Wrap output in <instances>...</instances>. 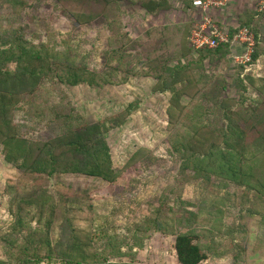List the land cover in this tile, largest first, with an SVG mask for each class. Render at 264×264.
Masks as SVG:
<instances>
[{"label":"rangeland","instance_id":"374dc122","mask_svg":"<svg viewBox=\"0 0 264 264\" xmlns=\"http://www.w3.org/2000/svg\"><path fill=\"white\" fill-rule=\"evenodd\" d=\"M171 1L177 5L178 0ZM245 2L237 5L242 14L255 11L258 0ZM169 3L174 10V5ZM119 7V12L113 6L109 8L108 22L99 17L79 26L64 15L55 0H26L24 9L10 18L15 26L23 27L27 39L52 49L58 62L83 65L96 74V83L77 86L60 84L55 76H47L34 93L22 94L14 112L20 135L31 141H47L72 127L112 117L122 121L121 126L109 129L106 134L113 166L120 170L115 183L82 175H61L49 181L51 191L86 196L84 206H91L93 211L89 225L79 228L80 233L93 240L91 252L108 256L109 261L178 264L175 234L187 230L178 231L170 225V219L174 218L183 224L194 222L195 229L204 228L198 233V242L208 259L201 264H264V193L258 195L246 187L239 188L231 180L214 174L209 177L206 170L198 177L191 165L184 168V153L179 145L189 135L190 98L180 101L188 105L187 113L174 122L167 113L171 93L153 91L160 68L156 62H162L164 67L165 61H170L169 66L178 63L182 58L181 34L188 36V30L200 22L203 13L194 7H183L184 12L177 7L174 12H160L150 19L137 3L124 1ZM0 13H6V9L0 8ZM229 15L212 11L210 16L228 29L238 22L236 14ZM246 15L245 18L249 16ZM260 26L264 34V23ZM198 54L194 52L193 57L197 58ZM181 62L184 63L183 59ZM59 65L64 66L61 62ZM251 70L255 86L247 84V90L243 91L238 86V76L245 74L242 66L234 65L232 59L219 65L206 61L204 73L209 78L204 86L203 103L211 108L219 95L220 100L234 99L235 109L241 104L243 108H257L264 123V57ZM105 76L112 82L104 83ZM201 96L200 93L196 101ZM236 117L247 120L243 115ZM250 121L254 122L255 117ZM1 150L0 146V228H4L10 220L6 188L8 182L18 180L20 173L4 162ZM137 153H144L146 159L141 158L142 154L135 156ZM196 215L197 223L193 220ZM240 223L245 232L234 233L233 244L241 246L244 253L237 262L233 244L227 247L221 243L216 229L224 226V230H232ZM208 230H216L214 237L217 236L213 238ZM101 231L105 237L113 236L118 242L115 247L121 245L118 251L126 252V256L113 258L105 253V242L94 234ZM234 251L239 252L236 248ZM0 259L8 260L1 243ZM9 264L21 263L10 261Z\"/></svg>","mask_w":264,"mask_h":264},{"label":"trees","instance_id":"16d2710c","mask_svg":"<svg viewBox=\"0 0 264 264\" xmlns=\"http://www.w3.org/2000/svg\"><path fill=\"white\" fill-rule=\"evenodd\" d=\"M124 1L137 3L151 16L172 8L169 0H55L64 15L79 26L88 25L99 17L108 22L109 8L113 6L119 12V4ZM192 2L193 0H180L184 9L193 8ZM25 5L26 0H0L1 10L6 9V13H0V146L4 162L20 173L18 180L8 182L6 188L10 197V220L4 226L5 229L0 228V243L8 260L0 259V264H9L10 261L21 264H51L53 261L61 264H135L109 261L108 256L91 252L93 240L85 238L84 233L79 230L89 225L93 211L91 206H84L86 196L80 198L78 195L60 191L53 194L49 184L51 179L61 175H82L107 184L115 183L120 177V170L113 166L106 134L109 129L121 126L122 121L118 117H112L95 124L72 127L47 141L28 140L20 135L15 125L14 112L21 95L34 93L47 76H55L58 83L68 86L96 83L95 73L83 65L75 66L66 61H59L64 64L61 67L52 49L27 39L23 27L15 26L11 22L10 18L16 17ZM246 14L249 16L245 18ZM261 24V15L255 10L239 15L238 25L228 28L230 40L238 27L249 28L256 37L251 62L242 66L245 74L238 76V86L243 91L247 90V84L255 86V76L250 71L264 57ZM178 31L181 33L182 30L178 28ZM191 31L190 27L188 36L181 34L180 55L184 63L180 58L174 66H169L170 61H165L166 67L162 62H156L160 68L155 76L157 84L153 89L159 93H171L167 113L171 119L174 118V122H179L186 116L188 105H183L180 101L184 97L190 98L189 105L192 108L188 117L191 123L186 124L189 126V135L179 145L184 153L183 166L189 168L191 165L198 177L206 170L209 177L214 174L216 177L231 180L239 188L246 187L262 195L264 123L260 121L262 119L259 118L258 109L243 108L242 104L235 109L234 99L220 100V95L211 108L202 100L205 96L203 91L206 78H209L204 73L206 61L213 65L227 64L237 50L227 43L215 49L195 51L190 44ZM259 35L263 37L259 38ZM194 52L200 53L197 58L193 57ZM102 81L112 82L106 76ZM199 92L202 95L201 100L196 101ZM241 112L244 113L240 114ZM240 115L247 120H238L236 116ZM254 117V122H248V119ZM172 122L171 120V124ZM138 154L146 159L144 153H137L135 156ZM194 218L197 223L198 216ZM193 223L189 221L183 224L182 221L170 219V225L178 231L183 228L187 230L174 233V250L178 264H201L208 259L206 251L198 242V233L204 228L195 229ZM219 227L216 229L219 233L216 236L227 247L234 243V233L241 235L245 232L241 223L232 230ZM216 230H208L213 238L216 237ZM94 234L96 239L105 242V253L108 252L113 258L126 256V252L118 251L120 244L115 247L118 242L114 241L113 236L105 237L102 231ZM233 245V257L240 262L244 250L239 248L241 246H236L237 244ZM235 248L239 252L234 251Z\"/></svg>","mask_w":264,"mask_h":264},{"label":"built area","instance_id":"2783aa9c","mask_svg":"<svg viewBox=\"0 0 264 264\" xmlns=\"http://www.w3.org/2000/svg\"><path fill=\"white\" fill-rule=\"evenodd\" d=\"M233 0H193V6L203 13L200 22L194 25L190 35V44L195 51L215 49L222 44L230 43L237 52L232 61L236 66L250 64L255 50V34L247 27H238L230 40L229 31L218 25L210 16L212 11L228 6ZM256 12L264 23V0H258ZM210 13V14H209ZM246 71L248 69H245ZM245 71V72H246Z\"/></svg>","mask_w":264,"mask_h":264},{"label":"crops","instance_id":"0c3cea01","mask_svg":"<svg viewBox=\"0 0 264 264\" xmlns=\"http://www.w3.org/2000/svg\"><path fill=\"white\" fill-rule=\"evenodd\" d=\"M172 4H173V1H171V0H169ZM175 1V0H174ZM240 1H244V3H247V2H245V1H247V0H233L232 2H230L229 4H228V6H226L225 8H223V9H220V10H216L217 11V13H219V12H227L228 13V15L229 16H231L232 14H236V16L235 17H238L240 14H242L241 13V10L239 11L238 10V7H237V5H238V3L240 2ZM178 2V3H177ZM175 4H177L176 6L174 5V7H175V9L178 7V10L180 9L182 12H184V9H183V6L181 5V3H180V0H178V1H176V3ZM173 10V8H171L170 10H167V11H162L161 12V14H166V13H169L171 10H173V12L174 11H176V10ZM142 10V12L143 13H145L146 15H144V16H147V17H150V19H155V17L154 16H151V15H149V14H147L143 9H141ZM197 12H201L200 10H196ZM215 13V12H214ZM152 17H154V18H152ZM158 17V16H157ZM220 17H221V15H220ZM238 19V18H237ZM232 21H236V20H232ZM237 25H238V22H237ZM236 25V26H237ZM224 28V27H223Z\"/></svg>","mask_w":264,"mask_h":264}]
</instances>
